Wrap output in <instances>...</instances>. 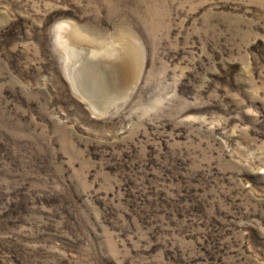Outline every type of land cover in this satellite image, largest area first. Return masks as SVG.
<instances>
[{"label": "rangeland", "instance_id": "374dc122", "mask_svg": "<svg viewBox=\"0 0 264 264\" xmlns=\"http://www.w3.org/2000/svg\"><path fill=\"white\" fill-rule=\"evenodd\" d=\"M0 264H264V0H0Z\"/></svg>", "mask_w": 264, "mask_h": 264}, {"label": "bare ground", "instance_id": "6f19581e", "mask_svg": "<svg viewBox=\"0 0 264 264\" xmlns=\"http://www.w3.org/2000/svg\"><path fill=\"white\" fill-rule=\"evenodd\" d=\"M131 47L130 46H128L127 48H126V53H129V55H126V56H124V57H122L123 58V65L124 64H126V65H124V67H126V69L128 70V75H129V73H135L136 72V68H137V64H136V53H135V51H134V49H132V52H130V49ZM124 55V54H123ZM134 76V75H133ZM129 80H131V76L129 75Z\"/></svg>", "mask_w": 264, "mask_h": 264}]
</instances>
